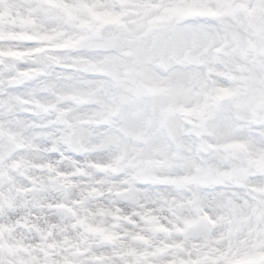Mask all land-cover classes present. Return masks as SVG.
I'll return each instance as SVG.
<instances>
[{
  "label": "snow or ice",
  "instance_id": "6c2138e0",
  "mask_svg": "<svg viewBox=\"0 0 264 264\" xmlns=\"http://www.w3.org/2000/svg\"><path fill=\"white\" fill-rule=\"evenodd\" d=\"M6 2L27 15L41 36L52 39L59 32L65 40L48 46L36 39H0V99L51 92L63 100L65 92L89 93L90 104L81 106L92 120L83 131L99 138L90 150L115 148L124 166L111 173L82 174L79 199L49 201L42 209L64 221L46 225L53 240L46 247L0 249V264H239L264 251V197H245L242 205L225 179L235 166L227 156L228 146L246 144L237 118L264 115V57H257L255 67L233 88L220 84L218 73L206 80L198 71L161 76L156 70L159 62L184 57L211 63L221 45L227 51L239 41L232 25L156 24L146 18L130 28L119 23L116 0H0V6ZM177 2L140 0L150 7ZM236 2L264 13V0ZM197 3L211 8L222 6L223 0ZM105 15L111 20H104ZM185 16L214 19L192 13L177 19ZM13 51L22 55L7 54ZM40 57L47 60L41 64ZM64 124L69 138L82 131L74 121L66 119ZM197 138L211 145L208 155L199 159L194 155ZM79 155L73 156L74 162ZM186 176L199 178L201 188L212 189L211 197L207 191L186 189ZM35 187L31 180L25 184L28 192ZM93 202L98 204L96 212L90 207ZM126 204L132 210L126 211ZM150 204L160 207L151 209ZM12 211L0 204V238L5 229L28 227L25 216H9L3 223V216ZM89 214L109 217L114 236L82 250L69 244L68 234L85 228ZM61 228L64 240L55 242ZM28 230L40 240L38 228Z\"/></svg>",
  "mask_w": 264,
  "mask_h": 264
},
{
  "label": "clouds",
  "instance_id": "9594fccd",
  "mask_svg": "<svg viewBox=\"0 0 264 264\" xmlns=\"http://www.w3.org/2000/svg\"><path fill=\"white\" fill-rule=\"evenodd\" d=\"M116 10L120 13L119 23L130 28L136 27L146 18L156 24H217L223 21L240 33L239 41L233 42L227 51L221 45L209 64H200L188 57L179 61L170 59L157 63L156 70L161 76L170 71H198L203 79L210 80L212 74L218 73V82L233 88L255 67L257 57H264V13L257 12L255 6L249 7L246 3L223 0L222 6L210 8L205 4H198L197 0H178L175 4L150 7L140 3V0H116ZM181 13L214 19L195 20L186 16L177 19ZM87 19L93 21L91 16ZM103 19L109 21L111 17L105 15ZM55 36L59 37L60 33L57 32ZM64 40L65 37H62L54 43ZM38 59L43 64L47 57ZM62 95L63 100L60 95L51 92L40 93L38 97L28 96L22 100L10 101L7 96L0 99V146H3L0 150V204L13 209L10 214L3 216V223L9 222V216L12 219L25 216L28 226L15 228L14 231L5 229V236L0 238V249L5 252L9 251V245L11 251L23 250L35 244L46 247L47 242L53 240L46 225L52 222L64 224L57 216L42 210L47 203L79 199L83 185L79 177L84 173L88 176L96 171L111 173L113 170H122L124 166V159L115 148L103 152L90 150L99 143V138L83 131L92 117L87 108L81 105L90 104L92 96L84 91L65 92ZM66 119L74 121L75 127L82 130L80 134L69 138L64 124ZM237 123L242 126L246 144L228 146L227 156L235 166L225 179L232 186L231 195L243 205L245 197L251 198L254 194L264 197V115L238 117ZM210 148L211 145L202 143L197 138L194 155L198 159L207 156ZM77 152L80 155L74 162L73 156ZM92 161H96V164ZM77 164L79 168L76 167ZM72 177L77 179L73 180ZM29 180L36 186L31 192L25 190V184ZM182 183L192 191H207L211 197L212 189L201 188L202 181L199 178L191 179L186 176L182 178ZM29 204L32 205L31 208L28 207ZM90 207L96 212L98 204L93 202ZM123 207L126 211L132 210L131 205ZM159 207L157 204L149 205L151 209ZM157 214L167 215L166 212ZM87 222L96 228L92 231L86 228L73 230L68 234L71 237L70 245H78L80 249L86 250L90 245L103 244L113 239L112 226L106 215L89 214ZM29 228L40 230V240L37 239V233L28 230ZM244 239L246 237L241 238V243ZM63 240L61 228L56 232L54 241ZM254 242L255 238L250 241ZM245 260L251 264H262L264 251L243 258L239 264Z\"/></svg>",
  "mask_w": 264,
  "mask_h": 264
},
{
  "label": "rangeland",
  "instance_id": "374dc122",
  "mask_svg": "<svg viewBox=\"0 0 264 264\" xmlns=\"http://www.w3.org/2000/svg\"><path fill=\"white\" fill-rule=\"evenodd\" d=\"M64 37L63 33L60 36H54L52 39H47L34 31L33 22L31 19L24 15L17 9V6L12 3H5L0 6V39H11L14 42H20L29 39L40 40L43 44L51 46L54 41H60ZM63 43V42H56ZM8 55H22L19 52H9ZM85 228L92 231L96 228L95 225H89L87 220L85 221ZM241 264H251L250 261H242Z\"/></svg>",
  "mask_w": 264,
  "mask_h": 264
}]
</instances>
